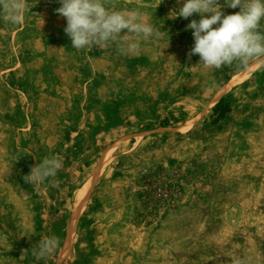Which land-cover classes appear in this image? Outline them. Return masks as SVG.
<instances>
[{
    "label": "rangeland",
    "instance_id": "rangeland-1",
    "mask_svg": "<svg viewBox=\"0 0 264 264\" xmlns=\"http://www.w3.org/2000/svg\"><path fill=\"white\" fill-rule=\"evenodd\" d=\"M114 3L161 38L132 55L77 51L57 0L0 19V264H264V58L203 69L187 59L197 14L170 18L176 0ZM221 97L231 112L212 123ZM52 155L59 187L25 183ZM159 175L173 195L154 205L143 182ZM52 235L46 260L21 259Z\"/></svg>",
    "mask_w": 264,
    "mask_h": 264
},
{
    "label": "clouds",
    "instance_id": "clouds-1",
    "mask_svg": "<svg viewBox=\"0 0 264 264\" xmlns=\"http://www.w3.org/2000/svg\"><path fill=\"white\" fill-rule=\"evenodd\" d=\"M60 7L54 11L66 19L65 34L77 51L93 47H115L121 55H132L140 50L141 42L158 40L162 33L145 20L139 9L117 10L114 0H57ZM180 5L169 13L187 20L194 14L186 30H192L194 44L187 59L198 55L196 66L203 69L220 70L236 65L247 69L250 61L264 58V32L260 22L264 19V0H176ZM159 6V5H158ZM236 9L234 14H225L224 8ZM27 0H0V19L13 24L20 23L23 14L29 11ZM174 14V15H173ZM216 27H213V26ZM122 30H127L121 34ZM170 39V38H169ZM195 66V67H196ZM58 155L45 156L41 162L31 166L23 176L25 183L33 187L48 182L59 187L57 173L62 169ZM55 235L42 237L31 249H24L21 259L29 254L46 260L58 248Z\"/></svg>",
    "mask_w": 264,
    "mask_h": 264
},
{
    "label": "trees",
    "instance_id": "trees-1",
    "mask_svg": "<svg viewBox=\"0 0 264 264\" xmlns=\"http://www.w3.org/2000/svg\"><path fill=\"white\" fill-rule=\"evenodd\" d=\"M231 112V105L228 101V98L221 97L217 103L214 105L212 109V116L213 120L212 123H218L224 117ZM159 175V179L156 178H146L143 182L144 187V199L148 201H152L154 205L160 202V199H171L172 198V191L170 192V188L163 187L162 185H158L161 179ZM157 177V178H158ZM165 178V177H164Z\"/></svg>",
    "mask_w": 264,
    "mask_h": 264
},
{
    "label": "bare ground",
    "instance_id": "bare-ground-1",
    "mask_svg": "<svg viewBox=\"0 0 264 264\" xmlns=\"http://www.w3.org/2000/svg\"><path fill=\"white\" fill-rule=\"evenodd\" d=\"M88 191H89V185L87 184V185L83 188L82 192L80 193L81 195H80V197H79V205H78V207H77L76 210H75V211H76V215H75V217H74V219H73V221H72V223H71V226H72V227L74 226V222H75V220H76V216L80 213L82 207L84 206L85 199H86V195H87ZM70 233H71V231H70ZM68 236H69V234H68Z\"/></svg>",
    "mask_w": 264,
    "mask_h": 264
}]
</instances>
